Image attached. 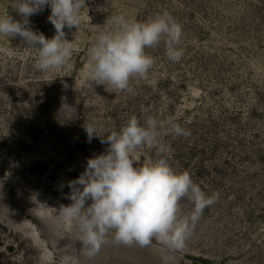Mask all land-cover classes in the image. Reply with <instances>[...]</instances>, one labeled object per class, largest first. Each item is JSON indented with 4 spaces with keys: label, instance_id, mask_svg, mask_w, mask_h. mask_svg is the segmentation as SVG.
<instances>
[{
    "label": "rangeland",
    "instance_id": "374dc122",
    "mask_svg": "<svg viewBox=\"0 0 264 264\" xmlns=\"http://www.w3.org/2000/svg\"><path fill=\"white\" fill-rule=\"evenodd\" d=\"M11 0L0 14L14 19ZM78 29H65L73 55L60 69H35L38 51L0 36V264H264V0H86ZM167 10L182 25L179 63L164 45L132 91L86 79L88 48L123 14L145 21ZM50 7L31 16L33 31L55 35ZM135 116L174 120L191 135L164 137V157L219 200L205 209L182 251L106 244L89 259L77 229L58 211L71 203L68 182L103 153L100 135ZM146 146L138 163L157 158ZM135 166V165H134ZM90 203V202H89ZM188 213L191 205L182 202Z\"/></svg>",
    "mask_w": 264,
    "mask_h": 264
},
{
    "label": "clouds",
    "instance_id": "9594fccd",
    "mask_svg": "<svg viewBox=\"0 0 264 264\" xmlns=\"http://www.w3.org/2000/svg\"><path fill=\"white\" fill-rule=\"evenodd\" d=\"M10 4L20 19L8 12L0 14V36L19 37L36 49L34 67L41 72L65 66L73 55L65 29L80 27L81 14L88 8L86 0H11ZM46 6L55 28L50 39L33 31L29 19ZM108 23L88 48L86 79L91 86L130 92V82L146 78L154 68L155 58L146 49L163 44L173 63L185 54L182 25L167 10L145 21L120 14ZM84 130L89 143L99 137L107 148L89 158L80 176L68 182L71 191L66 198L71 203L58 210L77 229L84 255L94 258L109 243L144 248L153 241L166 252L182 251L205 209L219 200V193L208 195L187 171L175 170L163 155L165 136L186 138L191 133L171 119L162 124L149 117L141 124L135 116L118 131L103 136L94 125L85 124ZM146 146L157 148V158L138 163L135 154ZM183 201L192 206L188 213L183 211ZM163 259L167 264L169 257Z\"/></svg>",
    "mask_w": 264,
    "mask_h": 264
}]
</instances>
